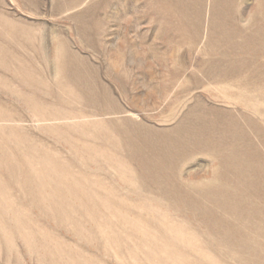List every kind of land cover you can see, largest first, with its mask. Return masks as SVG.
Here are the masks:
<instances>
[{"label":"rangeland","instance_id":"374dc122","mask_svg":"<svg viewBox=\"0 0 264 264\" xmlns=\"http://www.w3.org/2000/svg\"><path fill=\"white\" fill-rule=\"evenodd\" d=\"M0 264H264V0H0Z\"/></svg>","mask_w":264,"mask_h":264}]
</instances>
